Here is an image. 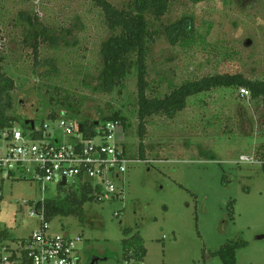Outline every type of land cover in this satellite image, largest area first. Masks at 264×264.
<instances>
[{"label":"rangeland","instance_id":"obj_1","mask_svg":"<svg viewBox=\"0 0 264 264\" xmlns=\"http://www.w3.org/2000/svg\"><path fill=\"white\" fill-rule=\"evenodd\" d=\"M110 1L123 10L132 0ZM168 2L162 18L148 16L156 32L147 59L149 99L213 76L264 81V0ZM185 16L194 20L192 32L170 41L167 28ZM34 18L55 31L38 59L53 65L36 62ZM112 35L103 12L88 0H0V70L15 83L9 114L39 125L50 124L52 113L74 122L118 113L127 120L128 154L139 160L145 146V159L116 181L124 189L119 198L85 203L83 216L59 215L47 234L82 238L84 263L98 256L107 259L99 264H118L124 241L131 244L139 234L147 255L125 264H224L213 253L230 242L245 244L237 264H264L263 102L241 98L238 88L215 89L191 97L172 118H149L141 140L138 70L118 85L102 78L101 49ZM242 156L257 161L241 163ZM0 194V234L10 235L0 243L14 247L42 228V219L30 215L33 204L66 192L51 185L44 196L35 184L17 180L0 181Z\"/></svg>","mask_w":264,"mask_h":264},{"label":"trees","instance_id":"obj_2","mask_svg":"<svg viewBox=\"0 0 264 264\" xmlns=\"http://www.w3.org/2000/svg\"><path fill=\"white\" fill-rule=\"evenodd\" d=\"M98 7L104 14L106 23L113 35L108 41L102 45L101 56L104 62L103 80L111 82L112 84H119L125 76L132 70L137 69L139 72V137L144 140L147 133V121L154 115L164 114L168 117H174L178 112L183 111L188 100L191 97L205 94L219 88H245L250 92L253 100H261L264 105V81H252L241 74L236 75H220L204 78L198 81L189 82L163 99H149L146 95V75L148 71L147 59L149 55V45L154 42L156 32L151 31V23L148 19L149 15L154 16L159 20L167 12L168 0H132L131 3L123 10L117 9L110 0H88ZM197 4L204 0H191ZM251 1V0H249ZM254 1V0H252ZM194 28V20L192 17H183V19L175 22L167 28L169 30V40L172 41L173 36L187 37L189 32ZM30 34L33 36L35 43L33 45V53L35 54L36 62L39 59V48L43 43L48 41L54 42L56 37L55 31L44 27L38 18L31 20ZM29 34V35H30ZM53 65V61H38L37 64ZM102 74V75H103ZM107 79H106V78ZM119 81V82H118ZM15 88V83L12 79L4 75L0 70V128L14 127L22 123V127L26 128V121L16 119L9 113L13 109L11 100V92ZM68 109L71 105L63 102ZM55 113L50 115L49 119L57 120ZM37 124L38 121H34ZM76 122L82 124L84 136L92 138L96 136L95 130L99 125L108 122H118L123 129L127 130V120L125 117L114 113L108 118L101 121L91 122L83 119ZM96 123L98 125L96 126ZM29 126V125H28ZM141 157L139 160L145 159V146L142 142L139 146ZM126 153H129L127 146H124ZM264 166V154H263ZM60 190L66 192L64 198H55L52 200L46 199L45 203V222L48 224L59 215L63 216H83L81 208L85 203L94 202L95 196L91 195V188L87 186L65 189L59 187ZM0 198L2 195L0 194ZM35 204V203H34ZM33 204V205H34ZM232 219H234L232 217ZM10 238L8 232L0 234V240L6 241ZM134 242L128 244L124 241V250L118 264H125L131 262H143L147 255V250L144 247V241L139 234L133 238ZM23 241V240H22ZM20 242V241H18ZM245 246L244 243L230 242L223 246L220 250L213 253V256L219 257L224 264H237V251Z\"/></svg>","mask_w":264,"mask_h":264},{"label":"built area","instance_id":"obj_3","mask_svg":"<svg viewBox=\"0 0 264 264\" xmlns=\"http://www.w3.org/2000/svg\"><path fill=\"white\" fill-rule=\"evenodd\" d=\"M239 96L250 98L241 88ZM47 123L0 128V181L24 180L35 184L45 196L51 185L73 189L91 188L94 202L122 195L116 181L125 180L128 167L140 160L125 152L126 133L118 122L96 127V136L86 138L80 123L68 118L48 119ZM73 122V123H71ZM253 157L242 156L241 163L254 164ZM65 186H61L63 182ZM46 198L36 202L31 216L42 219V228L27 239L0 244V264H90L83 262L82 238L50 236L45 222ZM14 243V242H12Z\"/></svg>","mask_w":264,"mask_h":264},{"label":"water","instance_id":"obj_4","mask_svg":"<svg viewBox=\"0 0 264 264\" xmlns=\"http://www.w3.org/2000/svg\"><path fill=\"white\" fill-rule=\"evenodd\" d=\"M247 44H250V42H248ZM25 125L26 126H28V125H30L32 128L34 127V125H35V122L34 121H28V122H26L25 123ZM98 125V123H96V126ZM83 125L82 124H80L79 125V130H80V133H82L83 132ZM66 185V182L64 181L62 184H61V186H65ZM107 259L106 258H101V257H98V256H93L92 258H91V260H90V264H99L100 262H102V261H106Z\"/></svg>","mask_w":264,"mask_h":264},{"label":"crops","instance_id":"obj_5","mask_svg":"<svg viewBox=\"0 0 264 264\" xmlns=\"http://www.w3.org/2000/svg\"><path fill=\"white\" fill-rule=\"evenodd\" d=\"M1 241V240H0ZM0 244H2V243H0Z\"/></svg>","mask_w":264,"mask_h":264},{"label":"flooded vegetation","instance_id":"obj_6","mask_svg":"<svg viewBox=\"0 0 264 264\" xmlns=\"http://www.w3.org/2000/svg\"><path fill=\"white\" fill-rule=\"evenodd\" d=\"M252 1V0H251ZM255 1V0H254Z\"/></svg>","mask_w":264,"mask_h":264}]
</instances>
